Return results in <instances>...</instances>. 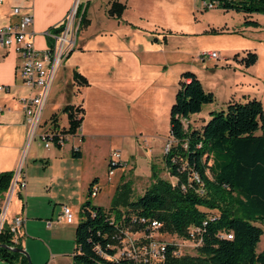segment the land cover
I'll use <instances>...</instances> for the list:
<instances>
[{"label": "trees", "instance_id": "1", "mask_svg": "<svg viewBox=\"0 0 264 264\" xmlns=\"http://www.w3.org/2000/svg\"><path fill=\"white\" fill-rule=\"evenodd\" d=\"M218 8L247 15L264 14V0H223ZM123 9V4L113 1L108 14L120 17ZM78 13L80 27H86L85 8L79 5ZM244 24L257 26L258 22L247 16ZM58 30L60 27L54 29ZM257 58L255 52L247 51L239 62L249 67ZM72 79L77 86L89 84L77 70ZM214 100V94L204 89L194 72H181L169 110L173 142L163 155L166 170L176 182L173 184L153 172V182L136 199L132 198L129 181L121 182L105 208L90 200L91 188L98 183L97 178L92 179L80 207L71 264H147L117 256V252L126 237L125 231L149 234L152 221L160 223L158 231L188 239L191 228L199 229L195 234L200 240L195 255H174L176 245L167 243L160 264H264V251L256 252L263 234L256 223L264 221V106L256 98L230 100L225 108L211 111L200 128L191 127V115ZM61 111L69 121L67 130L74 133L83 121L84 109L66 104ZM78 112L82 113L79 119ZM51 117L56 122L58 114ZM71 156L80 158L79 149H72ZM13 173L0 172V200ZM9 247L22 248L20 242L13 241L8 225L3 224L0 260L27 264L25 255Z\"/></svg>", "mask_w": 264, "mask_h": 264}, {"label": "rangeland", "instance_id": "2", "mask_svg": "<svg viewBox=\"0 0 264 264\" xmlns=\"http://www.w3.org/2000/svg\"><path fill=\"white\" fill-rule=\"evenodd\" d=\"M184 1L193 10L195 9L193 13L184 11L181 16H174L167 27L156 23L141 26L143 29L140 31L144 33L145 39L152 44V47H155L148 49L145 42L139 43V50L135 56L141 68L135 69L131 63L121 61V54L114 57L111 51L117 47L112 43H106L101 47L108 52L79 55L75 59L77 63L68 59L57 74L43 111V118L47 119L49 115L56 112L60 116L58 118L64 119L61 108L58 109L63 102V94L66 96L65 104L70 102L71 97L73 102H83L84 118L78 130V134L84 136L81 142L82 157L77 159L71 156L70 147L76 142L74 138L66 141L60 149L56 147L46 149L42 144L38 145L37 141H34L29 149H35L40 156L48 152L47 150H50L49 153L53 151L56 159H51V164L65 166L72 173L75 172L82 186L96 177L101 190L97 196L90 198L92 204L108 208L116 186L124 181H129L132 198L136 199L153 182V172L173 184L176 182V178L170 176L166 170L163 160L164 153L173 142L169 131V110L174 93L170 94V92L174 90L179 75L183 71L195 72L204 86L211 84L219 93L223 86L220 80H223L226 74L232 75V68L226 66L225 61L209 58L203 61L199 57L201 53L212 50L224 55L231 50L248 48L260 56L263 62L261 68L264 69V14L247 15L236 10L225 11L220 8L203 10L200 0ZM157 2L156 0H137V7L142 15L146 13L154 15ZM89 16L93 23L88 28L80 27L77 36L78 45L81 40H86V37L101 29L111 30L110 25H113L112 20L102 17L96 7H90ZM247 16L248 19L261 22L262 28L258 31L250 29L246 31L249 40L246 46L235 44L234 36L240 34L241 31L238 30L245 25L244 20ZM224 22L229 31H226V28L221 29L224 27ZM197 23L201 27L210 24L218 29H214L215 32L194 35L192 32L195 30L194 24ZM168 29L173 32H169ZM158 34L161 36L159 37ZM166 35L168 39L164 41L162 37ZM90 46L96 47L94 38ZM246 52H243L240 57ZM121 62H124L123 65L119 64L118 67L117 64ZM74 64L79 66L80 71H83L89 80V85L81 89L79 93H77L79 87L69 80ZM222 68L226 71H222ZM133 71H136L135 79L130 80L128 75ZM221 101L222 99L218 98L213 104L217 111L221 109ZM205 107L202 114L191 116V127L198 128L200 120L197 117L205 116ZM186 125L187 122H185ZM48 126L49 124L46 123L45 128ZM112 149L121 150L127 165L125 168L118 169L108 181L106 160ZM22 159L24 166L28 159L27 151L24 152ZM39 162L41 163L40 160ZM42 162L44 163L43 160ZM256 224L263 230L256 246L258 253L264 251V221ZM125 234L126 237L122 240L117 256L131 249L133 245L136 248L141 247L146 243L143 242L145 240H150L156 245L174 244L178 255L196 254L198 241L195 237L188 239L174 233L160 232L157 229L152 230L149 235L131 231H125ZM155 252L156 250H153L149 253L152 263H158ZM27 253L34 262L30 253L28 251ZM0 264L9 263L0 260Z\"/></svg>", "mask_w": 264, "mask_h": 264}, {"label": "crops", "instance_id": "3", "mask_svg": "<svg viewBox=\"0 0 264 264\" xmlns=\"http://www.w3.org/2000/svg\"><path fill=\"white\" fill-rule=\"evenodd\" d=\"M113 1H118L124 5L120 17L110 16L108 14V9ZM156 1H158V4L157 8L154 10L156 11L154 15L149 13L142 15L140 10H138L137 0H79V5L85 8V16L88 20L86 28L90 27L93 23L89 16L90 7H96L102 17L105 16L112 20L111 22H113V25H110L111 30L107 28L101 29L95 34L86 37V40H81L79 45L77 44L76 48L70 52L63 64L68 59H71V61L74 60V62L77 63L75 60L76 57L82 54L105 52L106 50H104L101 45L112 43L117 47V49L111 51L114 53V57H118V55L121 54V61L131 63L135 69L141 68V64L135 56V53L139 50V43L145 42L148 49L155 48L145 39L144 33L140 31L143 29L141 26L156 23L158 25H163L162 27H167L170 25L169 23L172 22L171 18L174 16L179 17L184 11L190 14L195 10L189 7L184 0ZM74 2L75 0H3L0 6V24H6L16 20V17L11 14L13 7H19L24 12H30L33 17V24L30 27V31L33 33L32 41L38 50H42L51 42L50 37L46 33L55 32L54 29L60 26ZM257 22V26L243 25L242 28L238 30L241 31L240 34L234 36L233 41H236L235 44L246 46L249 41L246 31L249 29L258 31V29L262 28V23L259 21ZM194 26L195 30L192 32L194 35L206 33L211 29H218L210 24L201 27L197 23L196 25L194 24ZM221 29L229 31L225 22L224 27ZM168 31L171 33L173 32L171 29H168ZM158 36L160 37L161 34H158ZM93 38L95 39V48L90 46V42ZM162 38L166 41L168 35ZM155 40H158V38H155ZM248 50V48L231 50L230 53L224 55L219 54V59H214L225 61L226 66L232 68V75L228 76L226 74V76L223 77L224 79L220 80L223 83V86L220 88L221 93L217 92L211 84L204 86L201 78L194 72L201 81L204 89L211 91L215 97L212 103L203 105L201 111L196 113L197 115L202 114L203 107L206 106L205 116L197 117L200 120L198 128L208 120L210 112L216 110L213 104L218 98L222 99L221 109L225 108L230 100L242 102L248 98L258 99L264 106V69L261 68L263 62L260 56H258L256 63L249 67L239 62L241 59L240 55ZM239 51H241V53ZM235 55L237 56L235 57ZM20 62V58L17 54L0 46V86L3 87V89L0 90V172L15 171L24 154L27 126L19 98L27 96L30 91L22 83L19 72ZM124 62L118 63L117 66L119 67V64L122 66ZM74 70H77L80 74L85 76V73L83 74V71H80L79 66L74 64L69 80L73 81L72 75ZM221 70L226 71L224 68ZM135 73L136 71H133L128 75L130 80L135 79ZM56 78L57 75L55 80ZM87 81L89 83L88 79ZM78 87L79 91H77V93L86 86ZM177 88L178 82L174 90L170 92V94L174 93L173 100ZM63 96L64 99L62 104L58 107L59 110L60 108L62 110L63 106L66 104H73L74 106L80 105L84 109L83 102H73L72 97L70 98V102L65 104L66 96L65 94H63ZM54 113L56 112L52 114ZM52 114L49 115L47 119L42 116L43 122L47 124L51 123L53 126L58 124L63 127L69 126V121L65 113H63L64 119L57 118L56 122L52 121ZM196 120L197 119H195V121ZM80 127L72 133L68 140L72 138L76 139V142L72 144L70 149L78 148L82 157L81 142L84 136L78 134ZM62 146L59 147L61 148ZM59 147L56 146V148L60 149ZM47 151L48 152L40 156L35 149L27 150L28 159L23 166L25 188L10 196L6 213V222H10L16 215L22 214L24 216L23 236L19 239V242L22 248L30 253L34 261H31L32 264H71V258L76 248V224L79 219L81 204L87 198V190L90 182L88 180L86 184L82 186L75 172L72 173L71 170L69 168L66 169L67 167L65 166H54L51 164V159L55 160L56 155L53 151L50 153V150ZM119 151L121 152V150ZM98 185L100 186L99 180ZM7 196L8 191L3 193L0 200L1 205L7 199ZM63 205L69 206L73 211L75 215V221L73 223H66L63 220L61 216V208ZM48 221L51 223L50 227H47Z\"/></svg>", "mask_w": 264, "mask_h": 264}, {"label": "built area", "instance_id": "4", "mask_svg": "<svg viewBox=\"0 0 264 264\" xmlns=\"http://www.w3.org/2000/svg\"><path fill=\"white\" fill-rule=\"evenodd\" d=\"M223 0H200L202 9L210 10L218 8ZM3 0H0V6ZM79 0H75L73 6L67 12L63 21L60 24V30L57 32H47L51 42L42 50H38L32 41V32L30 27L33 24V17L30 12H24L19 7H13L11 10L12 16L16 17L13 22L0 24V46L13 51L20 58V77L23 85L30 91L27 96L19 98L22 105L25 123L27 126L26 141L24 152L30 145L37 141L38 145H43L44 148L62 146L72 135L69 132L68 126L52 125L45 128L46 123L43 122L42 116L45 105L48 101L55 77L62 66L64 60L68 57L71 51L77 46V36L80 30L81 15L78 13ZM200 59H219V53L215 51L203 52L199 55ZM3 87L0 86V90ZM82 116L78 112L76 118ZM77 149V148H74ZM126 160L121 152L117 149H112L107 158V177L111 180L115 172L120 168H125ZM25 188V180L23 174V159H21L18 167L13 173L11 184L8 188L7 199L3 202L0 209V230L6 222V213L10 201V196L17 191H22ZM101 188L98 183L91 188V196L95 197L100 192ZM61 216L66 223H73L75 215L71 208L63 205L61 208ZM24 216L22 214L14 216L10 222H7L9 231L12 234L13 241L19 242L23 236ZM144 221V219H141ZM50 221L47 222V227H50ZM160 226L157 221L151 222V228L156 230ZM198 228H191V238L196 236ZM151 233V232H150ZM149 233V234H150ZM147 234V235H149ZM231 238V235H227ZM198 244L200 240L197 239ZM167 244V243H166ZM166 244L156 245L148 240L141 247L137 248L133 245L128 251L121 253L122 256L133 259L136 263L160 264L164 260ZM197 244V245H198ZM156 250L155 257L158 263H152L149 257L150 251ZM141 252V253H140ZM174 255H178L176 250Z\"/></svg>", "mask_w": 264, "mask_h": 264}, {"label": "water", "instance_id": "5", "mask_svg": "<svg viewBox=\"0 0 264 264\" xmlns=\"http://www.w3.org/2000/svg\"><path fill=\"white\" fill-rule=\"evenodd\" d=\"M9 249H11L12 251L19 252V253L25 255L26 258H27V264H32L29 254L23 248H19V247L11 248V247H9Z\"/></svg>", "mask_w": 264, "mask_h": 264}]
</instances>
